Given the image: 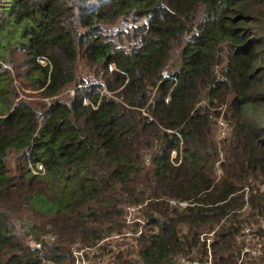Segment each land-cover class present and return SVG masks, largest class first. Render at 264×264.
<instances>
[{
    "label": "trees",
    "instance_id": "obj_1",
    "mask_svg": "<svg viewBox=\"0 0 264 264\" xmlns=\"http://www.w3.org/2000/svg\"><path fill=\"white\" fill-rule=\"evenodd\" d=\"M120 17L132 25L110 28ZM79 59L92 74L78 73ZM13 73L35 98L18 95ZM220 113L229 134L218 142ZM257 180L264 0H0V264H74L72 242L120 226L119 191L150 198L135 237L139 264H172L195 244L206 253L196 228L216 225L212 255L264 264L263 253L240 257L235 244L245 185L247 206L264 219ZM48 229L57 240L27 244ZM115 261L132 264L122 252Z\"/></svg>",
    "mask_w": 264,
    "mask_h": 264
},
{
    "label": "rangeland",
    "instance_id": "obj_2",
    "mask_svg": "<svg viewBox=\"0 0 264 264\" xmlns=\"http://www.w3.org/2000/svg\"><path fill=\"white\" fill-rule=\"evenodd\" d=\"M132 24H130L129 20L125 19L124 17H120L117 19V21L110 25L109 27L112 29H119V28H127L129 26H131ZM78 73H80L81 75H89L92 74L90 71L87 70V68L84 66L83 60L79 59L78 60ZM13 86L15 87V89L18 92L19 96H25L26 93H28L31 96H34L35 98V91H37V88H33L32 85L28 86V87H24L22 82H21V78L19 76H17L15 73H13ZM73 88L69 87L67 88L63 93H72ZM205 91V89H203V92ZM203 99L205 101V92H204V96ZM46 102L45 100L42 102L39 101L37 103V106L39 108H42L43 103ZM149 152V151H148ZM148 152H144V158L149 157ZM9 164H10V169H12L13 171L15 170V159L13 157V155H10L9 158ZM145 164H148V162L144 161ZM149 168V166H148ZM215 173H216V179L218 178V176H220L219 174L221 173V169L219 167V164L216 165V169H215ZM251 185V183H250ZM254 186L256 188H258L260 191H264V183H262L261 181L257 180L254 182ZM244 204L240 207L237 208V211L239 213V218H244L243 220V229L241 230V232L239 234H237L236 236V242L235 244L237 246H241L242 247V251H241V255L240 257L243 256V249H246L248 252H254V251H258V252H262L264 254V219L263 217H261V215H253L252 209L250 210L249 206H247V195L248 192L249 194L251 193V191L248 189V186L245 185L244 186ZM115 196V200L117 202V206L119 207H123V212L122 213H112V218L116 221H118L120 223V226L115 227L114 230L111 233H116V232H123V230L125 229H129L130 227H134V225L136 224V222H129L126 220L127 216H129L130 214L126 213V205L130 204L131 199H129L131 196L127 195L124 191H119L118 193H114ZM113 201V200H112ZM114 202V201H113ZM147 204L141 208V213L140 215L143 217V214H145L146 212H148L147 209ZM217 225L213 228V229H205L202 226H199L196 228V232H199L200 236L202 239L206 238V237H210V241L209 243L212 241L211 239V235L209 234V232L215 231V229H217ZM117 228V229H116ZM185 230L187 233H189L190 235L193 234L194 228L191 225H188L186 227H182V230ZM121 230V231H119ZM205 232H207V234H205ZM111 233H109L108 235H110ZM214 233V232H213ZM107 236V235H105ZM104 237V236H103ZM121 237V238H120ZM135 237L136 236H131V235H123V234H119V237H116L114 235H111L108 237V241L109 242H113L115 244H118L119 247L115 250H109V247L107 245H105V247H101L100 249L97 248V251L93 250V249H88L86 251H84V258L86 259V263L88 264H117L115 261V255L119 252H122V257L124 259H126L127 261H129L132 264H139L138 261V252H137V247L134 245L135 243ZM77 243L79 245L84 244L80 241H77ZM208 242L206 241V246H207ZM207 248V247H206ZM205 248V249H206ZM186 251H188V255L186 256L188 259L190 258L191 260L195 259L198 263L197 264H204V263H210L211 264H225L222 263V261L218 258H216L214 256V253L212 255V247L207 248L206 253L203 251V246L199 245V244H195L192 247L189 248H185ZM203 251V253H202ZM222 252V251H221ZM220 252V255L224 256L226 252ZM252 253H248V254H244L245 257L247 259L252 258ZM205 254V259H203V261H200L201 259L199 258L200 255ZM240 260V258H239ZM209 261V262H208ZM172 264H193L192 262L188 261H184V263H182L181 260H178V258L176 259H172L171 260ZM206 263V264H207Z\"/></svg>",
    "mask_w": 264,
    "mask_h": 264
},
{
    "label": "built area",
    "instance_id": "obj_3",
    "mask_svg": "<svg viewBox=\"0 0 264 264\" xmlns=\"http://www.w3.org/2000/svg\"><path fill=\"white\" fill-rule=\"evenodd\" d=\"M39 62L45 64L46 62H48V60L45 57H40L39 58ZM163 74L165 75V71H163ZM205 102V101H204ZM215 119V130H216V139L219 142L221 139L225 138L228 134H229V126L226 122V120L223 118L222 113H220L218 116L214 117ZM172 155L175 154V151L172 150L171 151ZM145 161L148 162L149 158L146 157ZM37 167L41 168L42 164L40 162L37 163ZM150 198L146 197L143 200L139 201V202H130V204L126 205V213L130 214L129 216H127L126 220L129 222H136V225H134L135 227H130L128 230L125 229L123 230V232L121 230V232H116V233H111L110 235L104 236L102 238L97 239L95 242H92L90 244H81L79 245L77 243V241H74L70 244V251H71V255L73 257V261L74 264H88L86 263V259L84 258V251L88 250V249H93L95 251H97V248H101V247H105V245H107L109 247V250H115L119 247L118 244H115L113 242H109L107 239L109 236L114 235L116 237H119V234H123V235H133V236H137L144 224L146 223V217L145 214H143V217L140 215L141 213V208H143L147 202L149 201ZM170 203L172 204H179V205H186V201H179V200H175V199H168ZM213 232V231H212ZM212 232H209V234L211 235ZM205 234H207V232H205ZM207 234V235H209ZM41 238H35V237H29L26 242L27 244L31 247V248H37L40 249L41 245H42V239H45L49 242H53L55 240H57V233L54 232L51 229H48L47 231L41 233ZM121 238V237H120ZM201 238V236H200ZM202 241H207V248H210L209 246V241H210V237H206L204 239L201 238ZM206 248V249H207ZM190 249V248H189ZM246 249H243V251H245ZM247 251V250H246ZM258 251H254V253H256ZM188 251L185 250V248L182 251L176 252L174 253L172 259H176L178 258V260H181L182 263H184V261L188 262H192L193 264H197L198 262L193 259L191 260L190 258L188 259L186 256L188 255ZM258 253H262V252H258ZM201 261V260H200ZM209 262V261H208ZM207 263V262H206ZM204 263V264H206ZM41 264H54V262L50 261L49 259L42 257V262ZM207 264H211L207 263Z\"/></svg>",
    "mask_w": 264,
    "mask_h": 264
}]
</instances>
